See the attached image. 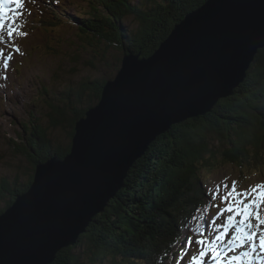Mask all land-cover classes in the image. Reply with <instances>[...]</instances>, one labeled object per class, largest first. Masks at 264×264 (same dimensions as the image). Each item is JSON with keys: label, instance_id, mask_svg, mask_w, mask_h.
<instances>
[{"label": "trees", "instance_id": "trees-1", "mask_svg": "<svg viewBox=\"0 0 264 264\" xmlns=\"http://www.w3.org/2000/svg\"><path fill=\"white\" fill-rule=\"evenodd\" d=\"M87 1L88 11L79 15L68 14L62 1L38 7L37 26L55 34L71 29L75 39L68 45L74 61L85 63L97 79L92 74L78 81L67 76L53 97L42 86L36 100L42 105L30 112L32 124L19 133L23 149L10 140L32 162V176L24 183L2 180L0 215L29 190L36 165L69 155L76 123L100 102L123 57H151L177 24L209 0ZM67 127L69 144L54 146L50 129ZM254 165L264 168V48L232 96L220 99L206 115L173 125L150 144L129 171L124 188L52 264H180L185 239L193 226L201 225L196 221L208 208L203 173Z\"/></svg>", "mask_w": 264, "mask_h": 264}, {"label": "water", "instance_id": "water-1", "mask_svg": "<svg viewBox=\"0 0 264 264\" xmlns=\"http://www.w3.org/2000/svg\"><path fill=\"white\" fill-rule=\"evenodd\" d=\"M264 48V0H209L149 58L126 54L76 123L69 155L35 167L0 215V264H51L124 188L150 144L234 94Z\"/></svg>", "mask_w": 264, "mask_h": 264}, {"label": "rangeland", "instance_id": "rangeland-1", "mask_svg": "<svg viewBox=\"0 0 264 264\" xmlns=\"http://www.w3.org/2000/svg\"><path fill=\"white\" fill-rule=\"evenodd\" d=\"M24 2L25 7L23 9H16L14 4L9 5L10 10L6 11L3 16L5 25L3 30L4 40L0 42V52L3 53L0 55V185L5 177L9 183L13 184L16 180L19 183L27 182L29 177L32 176V162L29 161L27 156L18 151V146H12L10 140L15 141L23 149V141L20 140L21 138L19 139V133L23 135V126L26 127L32 124L30 112L33 109L36 110L37 105H42L41 102L36 103L37 99L40 101L39 94L42 92V86L51 89V96L53 97V93L60 91L63 79L67 76L73 77L74 81H78L79 79L89 78L92 74L93 79H97V74L94 72L89 73L85 63L80 64V62L74 61L71 47L68 45L69 42L75 39L71 29H58V33L55 34L39 28L36 24L38 14L33 2L31 0H24ZM135 2L138 3L139 0H135ZM63 4L64 9L71 15L84 14L83 11H88L86 1L81 3L78 0H66ZM10 29H15L11 39L7 36ZM24 33L27 35H24ZM64 36L66 38H63ZM8 57H11V59H8ZM5 64L8 65L7 68H5ZM244 82L245 80L241 81L239 86ZM74 85L76 86L77 83ZM43 125L45 127L49 126L47 122H44ZM69 130L68 127L57 131L50 129L49 136L54 140L53 145L56 146V142L64 145L69 144ZM258 166H251L250 169L227 166L213 172L203 173V186H206L212 197L211 210L206 215L200 213L198 220L203 223V226L192 228V231H195L193 232L194 235L189 236L192 245L190 247L187 244L185 249L187 256L181 261V264H190L191 257L198 255L200 245L195 243L196 240L211 241L219 234L212 221L215 220L216 225H220L228 215L225 213L224 216L217 218L220 211L217 205H220L221 208L224 207L221 204L220 196L224 194L225 184L229 185L230 188L233 181H236L238 182L239 191H244L258 184H264V168ZM218 186L220 195L214 200L213 195L216 193ZM236 219H240V217H236ZM198 220L196 223H198ZM260 227L264 229V225ZM197 229L203 235H198ZM231 235L232 233L229 232L225 237V241L230 239ZM259 235L258 232L257 236L259 237ZM256 243L259 245V239ZM240 251H252V249L249 246L236 252H230L228 255H239ZM258 256L264 257V253L260 252L259 247H257L256 253L253 254L251 264H260ZM209 260L210 256L206 257L204 264H209ZM244 264H249V261L246 259Z\"/></svg>", "mask_w": 264, "mask_h": 264}, {"label": "snow or ice", "instance_id": "snow-or-ice-1", "mask_svg": "<svg viewBox=\"0 0 264 264\" xmlns=\"http://www.w3.org/2000/svg\"><path fill=\"white\" fill-rule=\"evenodd\" d=\"M14 4L16 9H23L25 7L24 0H0V42L4 40L3 30V16L6 11L10 10L9 5ZM15 29H10L7 32L9 39L13 37ZM24 35H27L24 33ZM19 51V49H17ZM3 53L0 52V55ZM11 59V57H8ZM8 67L7 64L4 65ZM236 181H233L231 187L224 185V194L220 196L221 204L224 207H220L219 216L228 215L224 222L220 225H216V221L213 220L212 224L215 226L218 235L214 240L206 241L204 239L196 240V244L200 245L198 255H193L190 260V264H204L205 258L210 256L209 264H244L247 259L251 264L253 254L256 253L257 247L261 253H264V229L260 226L264 225V184H258L254 187L239 191ZM220 195L219 186L216 189V193L213 195L215 200ZM240 217V219H236ZM231 232V238L225 241L228 233ZM260 233L259 237L257 233ZM198 235H203L197 229ZM259 239V245L256 241ZM191 247L192 241H188ZM251 247L252 251H240L239 255L229 256L228 253L242 250L245 247ZM260 264H264V257H257Z\"/></svg>", "mask_w": 264, "mask_h": 264}]
</instances>
